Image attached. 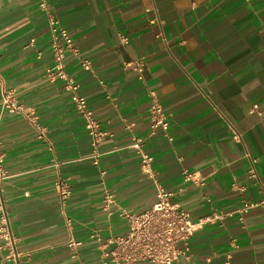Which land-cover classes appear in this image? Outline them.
Wrapping results in <instances>:
<instances>
[{
    "label": "crops",
    "instance_id": "0c3cea01",
    "mask_svg": "<svg viewBox=\"0 0 264 264\" xmlns=\"http://www.w3.org/2000/svg\"><path fill=\"white\" fill-rule=\"evenodd\" d=\"M48 3L80 51L67 56L66 71L111 137L98 166L79 161L91 154V139L63 82L45 77L53 60L39 0H0L1 75L46 130L39 139L29 119L2 113L0 92V142L11 176L4 197L28 264H102L111 241L128 232L122 211L139 214L155 204L154 184L129 148L150 132L149 91L168 116L172 138L157 132L146 142L159 182L193 221L223 216L191 239L194 264H225L227 255L232 264H264V207L251 210L244 225L237 215L243 201H264V0ZM83 59L93 72L83 70ZM134 60L145 63L143 80L126 67ZM248 156L260 184L248 178ZM185 171L202 185L185 182ZM62 180L71 189L66 202L56 187ZM105 193L114 196L109 210ZM70 240L81 245L70 249Z\"/></svg>",
    "mask_w": 264,
    "mask_h": 264
},
{
    "label": "built area",
    "instance_id": "2783aa9c",
    "mask_svg": "<svg viewBox=\"0 0 264 264\" xmlns=\"http://www.w3.org/2000/svg\"><path fill=\"white\" fill-rule=\"evenodd\" d=\"M39 9L44 14L51 36V54L53 64L46 69L45 77L51 82L61 81L64 89L70 94V100L74 110L82 117L85 129L91 139L92 152L88 157L79 159L91 160L95 166H98L102 156L99 149L111 137V135L102 130L100 122L93 110L90 109L88 101L80 94V86L74 77L66 71V59L68 55L80 57V51L76 47L73 37L70 35L60 22V20L51 12L48 0H39ZM121 45H128L129 38L119 36ZM82 68L86 72H93L92 64L89 60L81 61ZM138 74L140 80H143L145 63L141 60H134L126 65ZM0 92L2 95V113L7 115H19L31 121L39 134V139H45L46 130L38 122L34 109L19 104L15 98L14 91L5 86L4 79L0 72ZM150 99L148 109V119L150 123V132L145 138H136L129 146L139 156L143 173L153 182L156 191V202L147 211L139 214H129L122 211L121 217L127 222L128 232L114 238L111 241L113 245L111 250H105L102 253V264H194L190 254V241L195 233L208 225H214L221 222L223 216L212 213L193 221L189 213L173 203L175 193L167 191L159 182L157 173L153 169L154 159L146 151V142L157 132L172 141L169 135L170 123L159 99L154 91L148 92ZM233 140L241 142L242 135L234 133ZM3 143L0 142V264H28V259L17 249V239L12 231L7 203L4 197L3 185L11 177L5 168V154L3 152ZM250 162L248 178L254 183H259V177L256 171V160L247 157ZM185 182L201 183L202 178L196 173L185 171L183 173ZM262 186V185H261ZM58 193L63 202L69 200L71 189L67 181L62 180L56 185ZM234 189L245 192V187H236ZM104 201L106 210L114 203V196L105 193ZM257 207H264V201L259 204L243 201L237 211L238 221L241 225L245 224L246 216L251 210ZM70 223V222H69ZM96 237V236H93ZM81 243L70 240L68 247L75 249ZM28 257V256H27ZM183 258L184 262H179ZM210 261V260H208ZM225 264H232L231 257L226 256Z\"/></svg>",
    "mask_w": 264,
    "mask_h": 264
}]
</instances>
